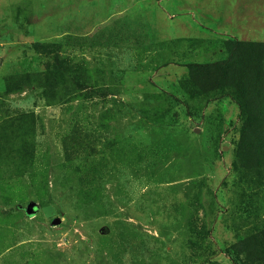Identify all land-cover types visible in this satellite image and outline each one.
<instances>
[{
	"label": "rangeland",
	"instance_id": "374dc122",
	"mask_svg": "<svg viewBox=\"0 0 264 264\" xmlns=\"http://www.w3.org/2000/svg\"><path fill=\"white\" fill-rule=\"evenodd\" d=\"M263 98L264 0H0V264H264Z\"/></svg>",
	"mask_w": 264,
	"mask_h": 264
},
{
	"label": "trees",
	"instance_id": "16d2710c",
	"mask_svg": "<svg viewBox=\"0 0 264 264\" xmlns=\"http://www.w3.org/2000/svg\"><path fill=\"white\" fill-rule=\"evenodd\" d=\"M252 49L254 48L253 45H251ZM234 54L232 55V58H234L235 56H237L238 58H240L239 54L241 52L240 50V45L238 43L234 44ZM230 59V61L228 62H222V66L223 68L219 67L220 65L215 64L214 67L217 66V69L220 72H225V74H228V78L230 79L231 82L233 80H235V78L232 77L231 79V75H232V68H233V59ZM209 68V66H205V65H200V64H190L188 65V71L191 74H199L204 72L205 70H207ZM235 70V69H234ZM235 75L236 77H238L237 72L235 71ZM188 87H190V89L192 91H195L192 89L191 85L186 82ZM260 95V92L257 93V97ZM262 101L264 102V98L262 99ZM261 137H264V116L263 115H258L256 118L254 119H249L247 122L243 123L241 125V133H240V142H239V148L240 149H245L248 150L250 149V147H254V145L256 144H261V141H264L261 139ZM250 151L249 154L247 155V157H249L252 161V163L246 165V168L249 169V171L247 173L250 174H254L257 178H260L262 173H263V177H264V152L263 153H259V154H255L252 150H248ZM242 161V159L240 160V162ZM264 184V182H263Z\"/></svg>",
	"mask_w": 264,
	"mask_h": 264
},
{
	"label": "water",
	"instance_id": "95a60500",
	"mask_svg": "<svg viewBox=\"0 0 264 264\" xmlns=\"http://www.w3.org/2000/svg\"><path fill=\"white\" fill-rule=\"evenodd\" d=\"M31 206H33V204H31ZM59 223H60V219H58V218L53 219V224L57 225Z\"/></svg>",
	"mask_w": 264,
	"mask_h": 264
}]
</instances>
